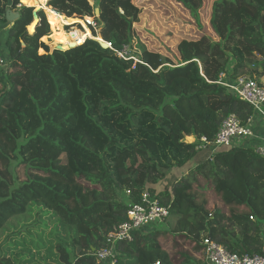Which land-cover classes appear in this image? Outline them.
I'll return each instance as SVG.
<instances>
[{
  "label": "trees",
  "instance_id": "obj_1",
  "mask_svg": "<svg viewBox=\"0 0 264 264\" xmlns=\"http://www.w3.org/2000/svg\"><path fill=\"white\" fill-rule=\"evenodd\" d=\"M21 1L0 0V229L27 210L54 228L48 240L29 233L19 255L0 244V264H41L45 241L51 264H100L96 253L110 247L107 236L145 192L170 217L119 242L116 264H206L204 238L238 255L262 254L264 158L253 147L212 154L197 146L202 137L212 141L228 116L247 124L254 114L217 82L225 73L264 87V0L215 1L213 36L181 41L177 63L141 41L142 63L117 56L134 47L141 11L132 0H49L34 32V7L7 21ZM176 1L194 17L203 7V0ZM96 9L109 49L90 29L64 30ZM49 39L61 50L49 53ZM197 192L207 198L203 207ZM234 208L241 212L229 214Z\"/></svg>",
  "mask_w": 264,
  "mask_h": 264
},
{
  "label": "built area",
  "instance_id": "obj_2",
  "mask_svg": "<svg viewBox=\"0 0 264 264\" xmlns=\"http://www.w3.org/2000/svg\"><path fill=\"white\" fill-rule=\"evenodd\" d=\"M21 4L23 5L22 1ZM21 4L18 8L21 7ZM79 24L80 27L77 30L80 31H86L87 27L92 33H97L102 28L99 17L96 15L93 17H84L80 20ZM109 46L111 48V44ZM115 52L121 59L134 60L137 63H142L140 57L138 55L135 56L136 54L130 46L125 47L122 51ZM4 65V59L0 57V67H4ZM228 78L229 76L227 74H221L217 83L230 89L242 101L252 106L254 114L248 120L247 124H242L235 114L228 116L224 120L216 137L212 141L202 137L197 146V150L215 154L221 148L239 147L238 143L241 141L249 142L257 139L255 126L260 121V116L264 119V87L257 80L247 76H241L236 79L231 78L230 81ZM195 142L196 139L192 143ZM253 149L257 155L264 158V140L253 146ZM169 217V208L162 206L159 200L153 199L150 193L145 192L142 196V202L129 209L128 221L123 223L117 231L107 236L110 247L101 249L96 253L98 263L116 264V245L119 242L131 241L135 231L163 223ZM202 245L206 264H264V250L262 254L257 255H238L232 253L226 246L212 241L210 238H204Z\"/></svg>",
  "mask_w": 264,
  "mask_h": 264
},
{
  "label": "rangeland",
  "instance_id": "obj_3",
  "mask_svg": "<svg viewBox=\"0 0 264 264\" xmlns=\"http://www.w3.org/2000/svg\"><path fill=\"white\" fill-rule=\"evenodd\" d=\"M217 0H203V7L200 10L199 16H193V14L187 10H185L176 0H132V2L139 7L140 9V16L139 21L134 24V30L136 39L134 41V47H132L133 52L136 54L137 49V42L141 41L144 45L148 48V50L160 53L164 57H169L175 63L179 62V53L177 50L178 44L185 40V39H196L201 37L202 35H209L213 36V32L211 31L210 27V17H211V8L213 3ZM23 2V0H22ZM22 6H28L27 3H23ZM21 7L18 8L21 9ZM35 10H39L38 8L34 7ZM47 8V4L42 9ZM10 9V7L8 8ZM46 21L49 23L47 19V15L45 12ZM77 20H82L78 16H75ZM64 23H68L62 18ZM38 20L34 19V23H37ZM50 26V23H49ZM7 26H2V32L6 30ZM33 27V26H32ZM31 27V28H32ZM80 27L79 22L73 25H65L64 30L65 32H70L72 30L77 29ZM102 29V28H101ZM100 30V29H99ZM98 30L99 33H101ZM30 31V30H29ZM34 28L32 29V32ZM31 32V31H30ZM97 32V33H98ZM4 33V32H3ZM90 34V31H87ZM98 33V34H99ZM93 38V36H91ZM103 42V40H99ZM42 42V41H41ZM43 43V42H42ZM49 46L50 52H53V45H57L59 47H63L60 44H54L51 39H49V43H44ZM2 44H0L1 46ZM44 50V49H43ZM45 51V50H44ZM139 53V52H138ZM46 54V51L44 52ZM137 56V54L135 55ZM260 121L264 124V119L260 116ZM187 142L191 143L189 140L186 139ZM85 186H89L88 183L82 182ZM198 195L193 197L195 198V204L198 207H203L207 201V198L200 192H197ZM196 197L198 200H196ZM122 198V197H121ZM214 198H216L214 196ZM210 200V199H209ZM221 201V200H220ZM223 201V200H222ZM37 205H41L38 203H33ZM30 204V207L33 205ZM210 204V202H209ZM212 206V204H211ZM29 207V208H30ZM70 210L74 209V205L70 204L67 205ZM28 208V209H29ZM239 210V211H238ZM28 211L25 214L14 216L4 228L0 229V244H4L5 250L8 251L9 248V256H12V253L19 255L23 252V246L19 244L24 240H29V233H32L34 236L38 238L40 233L44 232L46 239L50 238V233L52 234V229L54 228L53 221H49V228L46 229L43 226V223L38 218V214L36 211H33L28 214ZM232 211L240 213V209L234 208L228 211L230 214ZM164 225H158L156 228H164ZM46 247L41 249V257L45 258L41 262V264H51L53 263V259H51L48 255V248L49 244L48 241ZM36 255V251L34 252ZM204 260L203 252L200 254ZM29 259V257H26ZM20 261V259H18ZM35 261H38L35 259ZM17 264H27L24 262H19Z\"/></svg>",
  "mask_w": 264,
  "mask_h": 264
},
{
  "label": "water",
  "instance_id": "obj_4",
  "mask_svg": "<svg viewBox=\"0 0 264 264\" xmlns=\"http://www.w3.org/2000/svg\"><path fill=\"white\" fill-rule=\"evenodd\" d=\"M41 10H38V11H34V14H33V16H34V19H38V24L40 23V17H39V12H40ZM95 14H96V16H98L99 17V15H100V11H99V9H96V12H95ZM6 18H7V21L8 22H10V23H14V22H16L19 18H20V13H19V11H15V10H12V9H8L7 10V12H6ZM69 26V25H68ZM97 40V39H96ZM98 41V40H97ZM98 42H100V44H101V46L104 48V49H109L110 48V46H109V44L107 43V42H105L104 40H103V42H101V41H98ZM81 45V44H80ZM80 45H76V46H74V45H71V47L69 48V49H73V48H76V47H78V46H80ZM53 47L55 48V49H53V51L54 50H61L60 49V47L59 46H57V45H53ZM68 49V50H69Z\"/></svg>",
  "mask_w": 264,
  "mask_h": 264
},
{
  "label": "crops",
  "instance_id": "obj_5",
  "mask_svg": "<svg viewBox=\"0 0 264 264\" xmlns=\"http://www.w3.org/2000/svg\"><path fill=\"white\" fill-rule=\"evenodd\" d=\"M260 120V119H259ZM255 133H256V137L257 139H254L252 141L249 142H239V146H245V147H253L255 146L257 143L261 142L264 140V124L262 121H258V124L255 126ZM187 140L191 139V143L194 141V137H187Z\"/></svg>",
  "mask_w": 264,
  "mask_h": 264
},
{
  "label": "bare ground",
  "instance_id": "obj_6",
  "mask_svg": "<svg viewBox=\"0 0 264 264\" xmlns=\"http://www.w3.org/2000/svg\"><path fill=\"white\" fill-rule=\"evenodd\" d=\"M49 0H23V3H27V5L29 7H36L38 8L39 10H42L43 7L46 6V4L48 3ZM38 11V10H37ZM54 15H56L55 13H53ZM35 20H38L37 18ZM75 23H80V21H74ZM38 25V22L35 23L33 25L32 28H30L29 30L32 32V29L34 28V31H35V27ZM33 31V32H34ZM89 31L88 28L86 27V32ZM99 39H102V35L99 34L98 35ZM74 45V44H73ZM71 46V45H70ZM75 46V45H74Z\"/></svg>",
  "mask_w": 264,
  "mask_h": 264
},
{
  "label": "clouds",
  "instance_id": "obj_7",
  "mask_svg": "<svg viewBox=\"0 0 264 264\" xmlns=\"http://www.w3.org/2000/svg\"><path fill=\"white\" fill-rule=\"evenodd\" d=\"M23 3V2H22ZM48 4V3H47ZM96 15V14H95ZM101 32V31H100ZM97 35H98V33H97ZM93 36H94V34H93ZM91 39V38H90ZM93 39V38H92ZM94 39H95V37H94Z\"/></svg>",
  "mask_w": 264,
  "mask_h": 264
}]
</instances>
